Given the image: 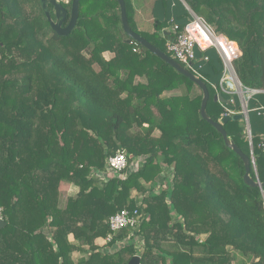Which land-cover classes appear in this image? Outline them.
<instances>
[{"label":"trees","instance_id":"trees-1","mask_svg":"<svg viewBox=\"0 0 264 264\" xmlns=\"http://www.w3.org/2000/svg\"><path fill=\"white\" fill-rule=\"evenodd\" d=\"M160 2L163 21L155 19L151 37L137 29L131 0L126 17L172 58L162 36L169 5ZM184 2L237 45L241 85L264 90V0ZM61 5L65 27L71 2ZM127 40L116 0H79L64 37L52 31L40 0H0V264H127L135 255L140 264H233L232 251L264 264V189L244 184L242 160L201 119V91ZM205 54L200 72L218 84L221 60ZM207 82L206 113L220 123L223 105ZM222 127L250 157L244 124ZM251 144L250 176L264 183L253 132ZM117 152L127 167L107 172ZM70 185L78 192L65 197ZM123 209H136L141 224L100 249L109 217Z\"/></svg>","mask_w":264,"mask_h":264},{"label":"built area","instance_id":"built-area-1","mask_svg":"<svg viewBox=\"0 0 264 264\" xmlns=\"http://www.w3.org/2000/svg\"><path fill=\"white\" fill-rule=\"evenodd\" d=\"M59 3L67 5L70 0H58ZM192 18L189 22L180 26L172 22L168 38L166 40V50L171 54L180 65L192 73L195 77L207 82L202 76L200 69L203 63L208 62V57L205 52L209 49H215L219 58L221 59L223 72L218 84L207 82L210 87L217 92V90L224 91L223 85L231 84L238 92L254 93V90L244 88L238 81L235 71L234 62L241 56V52L237 45L227 40L224 36L217 33L210 25H208L202 18L191 13ZM196 52L200 54L196 56ZM219 95V93L217 94ZM233 103V100H230ZM224 116H234L236 113L224 106ZM259 149L264 158V138L259 144ZM127 167V157L124 152H117L115 155L108 158L106 161L107 172H122ZM142 215L135 209L128 211L123 209L111 217H109L107 224L109 233L102 239L103 245H107L112 241L114 236L122 230H135L142 222ZM0 221H3V209L0 207ZM127 239L120 240L119 243L124 245ZM104 247V246H103Z\"/></svg>","mask_w":264,"mask_h":264},{"label":"water","instance_id":"water-1","mask_svg":"<svg viewBox=\"0 0 264 264\" xmlns=\"http://www.w3.org/2000/svg\"><path fill=\"white\" fill-rule=\"evenodd\" d=\"M119 6V13H120V21L121 26L123 29L124 34L128 37L127 43L130 41H134L139 44L143 49L147 50L151 54L155 55L156 57L160 58L163 62H165L168 66L173 68L176 72L187 78L191 81L200 91L202 95L201 105H200V116L201 119L206 121L210 124L221 136L224 145L233 151L243 162L244 166V175H243V182L246 186L250 188H259L261 191L264 189V183H261L258 179V176L255 175V178H251L250 171L251 166L255 172V166L253 161V152H252V144L249 142L250 145V157L245 156L240 149L228 138L225 130L223 129L222 125L228 121H237L242 120V115H234V116H224L221 118L220 123L213 122L210 117L206 113V105L209 99V93L206 87V84L200 80L199 78L195 77L192 73H190L187 69H185L182 65L176 62L171 57L164 54L162 51L157 49L155 46L150 44L147 40L143 37L139 36L138 34L134 33L131 28L129 27L126 11H125V3L124 0H116ZM41 5L44 9L47 21L50 24L52 31H54L59 37H64L68 35L75 27L77 19H78V10H79V0H71V8H70V16L67 25L64 27L63 24L67 17V12L58 2V0H40ZM48 6L52 7V12L54 14L55 19L52 20ZM163 35L165 36V40H167L168 33L164 32ZM214 101H217L221 104H225V102L221 95H217L214 98ZM6 226L5 221H0V229ZM127 264H140V257L135 255L131 258V260Z\"/></svg>","mask_w":264,"mask_h":264},{"label":"crops","instance_id":"crops-1","mask_svg":"<svg viewBox=\"0 0 264 264\" xmlns=\"http://www.w3.org/2000/svg\"><path fill=\"white\" fill-rule=\"evenodd\" d=\"M131 3H132V8L134 10L133 17L137 29L139 31L141 30L140 29L141 25L139 23V19L141 18L143 21L148 22L149 24L152 25L151 32L154 33L155 19H158L159 21L160 20L163 21L160 0H131ZM167 3L169 5L167 10V15L165 16L167 27L163 28L162 33L167 32L169 35L172 22L177 23L179 25L185 24L189 22L190 19L192 18L191 13L193 12L189 9V7L186 5L184 0H167ZM185 11L188 13V17L184 16ZM209 50H211L213 55L219 57L215 49H209ZM223 89L224 91H221L219 89L216 92V96L218 93L220 95L221 93L226 95L227 103L222 105L234 111L236 115L243 116V119L240 121L245 126V131L249 142H251L252 132L261 142V140L264 138V90L249 89V90H254L253 91L254 93L248 94L245 92H238L233 88L231 84L227 85L226 83L223 85ZM230 100H233L232 104L230 103ZM70 187L73 189V191H75L73 192L74 193L73 195H75L78 192V188L73 185H70ZM99 241H103V240L99 239Z\"/></svg>","mask_w":264,"mask_h":264},{"label":"rangeland","instance_id":"rangeland-1","mask_svg":"<svg viewBox=\"0 0 264 264\" xmlns=\"http://www.w3.org/2000/svg\"><path fill=\"white\" fill-rule=\"evenodd\" d=\"M139 23L141 25V28H140L141 32H145L146 34H148V36L151 37V35L153 33V32H151L152 31L151 30L152 29V25L149 24L148 22L143 21L141 18L139 19ZM136 81H142L143 82L144 79H136ZM190 94H193V95L197 94V91L194 89L193 91H191ZM136 166H137V163H135L131 168L135 169ZM162 186H166V185L163 183ZM157 190H159V189L156 188L155 191H157ZM73 192H75V191H73V189L69 186L68 190L64 193V196L67 197V196L73 195L74 194ZM64 196H63V198H65ZM119 244H120V246H122L121 243H119ZM97 245H98V247L100 249H104L103 246H105V245H103V241H99L98 240L97 241ZM232 255H233V258H234L233 264H249V262H250L249 258H246L243 255H241V254H239V253H237L235 251H232ZM73 257H74V260H76L78 257H80V255L77 254V253H74Z\"/></svg>","mask_w":264,"mask_h":264}]
</instances>
